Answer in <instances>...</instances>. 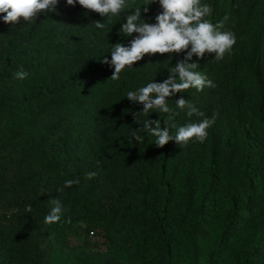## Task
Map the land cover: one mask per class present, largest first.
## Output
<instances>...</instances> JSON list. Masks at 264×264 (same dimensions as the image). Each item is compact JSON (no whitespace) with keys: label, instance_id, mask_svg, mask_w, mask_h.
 <instances>
[{"label":"trees","instance_id":"trees-1","mask_svg":"<svg viewBox=\"0 0 264 264\" xmlns=\"http://www.w3.org/2000/svg\"><path fill=\"white\" fill-rule=\"evenodd\" d=\"M202 3L213 23L228 17L237 42L220 62L189 61L216 87L169 99L217 114L206 141L163 148L142 125L167 114L141 113L137 123L142 105L126 93L162 82L184 54L145 56L111 80L102 59L131 39L119 33L130 9L102 17L60 0L31 23L0 19V264H264V0ZM148 7L142 16L153 23L162 9ZM20 65L24 80L14 76ZM196 119L185 110L174 123ZM67 179L79 183L57 192ZM56 197L64 216L45 224ZM79 231L105 248L71 243Z\"/></svg>","mask_w":264,"mask_h":264},{"label":"clouds","instance_id":"clouds-1","mask_svg":"<svg viewBox=\"0 0 264 264\" xmlns=\"http://www.w3.org/2000/svg\"><path fill=\"white\" fill-rule=\"evenodd\" d=\"M59 2L60 0H0V19L9 25H18L21 21L31 23L36 21L41 13L57 12ZM152 3H158L162 11L156 14L153 23H149L142 16V12L147 14L148 5ZM66 4L72 7L79 4L83 9L102 17L118 16L126 8L130 9L123 18L119 33L131 39L127 45L123 42L113 44L110 49L111 59L107 56L102 59L104 64L114 69L111 80H118L122 71L134 67V64L145 56H172L183 53V59L167 69V78L162 82H147L135 90L127 91L126 98L142 105L141 112L132 113L137 123V116L141 113L147 114L155 110L156 113L167 114L163 122L150 118L143 122L142 130L155 138L156 147L163 148L173 140L178 145H186L193 140L201 144L206 141L208 129L214 125L217 114L214 113L211 118L207 117L183 95L175 99L174 108L169 106V99L190 88L203 91L205 87H216L211 79L198 71V62L189 61H192L194 56L203 59L205 54H214L215 61L220 62L231 55L237 38L234 32L225 29L227 16L213 23L208 18L213 9L209 4L202 3V0H147L144 5H129L128 0H66ZM106 27L104 21H95V28L104 30ZM28 75L22 65L14 73L15 78L19 80L26 79ZM185 110L189 117L195 116L197 119L177 127L174 123L175 117ZM132 136L136 142H143V137L137 131H134ZM95 176V172L86 173L88 179ZM78 183V179H67L57 192ZM48 203L50 209L44 217V223L57 224L62 220L65 208L58 197L50 198ZM65 222L70 223L71 220Z\"/></svg>","mask_w":264,"mask_h":264},{"label":"rangeland","instance_id":"rangeland-1","mask_svg":"<svg viewBox=\"0 0 264 264\" xmlns=\"http://www.w3.org/2000/svg\"><path fill=\"white\" fill-rule=\"evenodd\" d=\"M70 241L73 244L79 245V246H85L92 250H98V249H104L105 244L103 242V239L97 235V234H90L89 236H85L83 233H77L75 235H72L70 237Z\"/></svg>","mask_w":264,"mask_h":264},{"label":"built area","instance_id":"built-area-1","mask_svg":"<svg viewBox=\"0 0 264 264\" xmlns=\"http://www.w3.org/2000/svg\"><path fill=\"white\" fill-rule=\"evenodd\" d=\"M90 234L92 235V232H90Z\"/></svg>","mask_w":264,"mask_h":264}]
</instances>
